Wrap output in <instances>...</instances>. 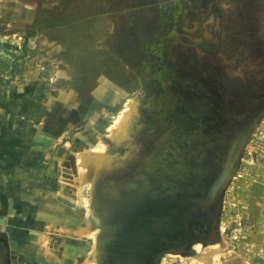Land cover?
Segmentation results:
<instances>
[{
  "label": "rangeland",
  "instance_id": "1",
  "mask_svg": "<svg viewBox=\"0 0 264 264\" xmlns=\"http://www.w3.org/2000/svg\"><path fill=\"white\" fill-rule=\"evenodd\" d=\"M209 42L226 70L210 63ZM254 49L264 52V0H0V76L23 86L21 104L0 106V123L8 140L22 131L24 158L26 134L38 135V183H51L38 196L25 191L35 198L24 208L45 215L36 226L35 263L102 264L93 213L98 168L90 165L131 160L155 118L169 124L164 85L176 90L181 75L184 91L209 95L188 77L199 71L247 107L264 104V65L258 72L254 62L246 65ZM115 168L99 173L118 177ZM211 232L214 241L166 254L160 264H264V116ZM5 247L1 242V261Z\"/></svg>",
  "mask_w": 264,
  "mask_h": 264
},
{
  "label": "water",
  "instance_id": "2",
  "mask_svg": "<svg viewBox=\"0 0 264 264\" xmlns=\"http://www.w3.org/2000/svg\"><path fill=\"white\" fill-rule=\"evenodd\" d=\"M206 49L210 63L228 68L210 42ZM252 55L246 65L251 69L254 62L258 72L264 52L254 49ZM188 77L204 84L209 95L184 91L187 75L179 77L176 90L165 84L162 109L169 124L155 118L142 131L144 140L131 160L110 166L92 163V169L90 165L91 171L98 168L92 178L93 213L102 230V264H160L166 254L185 253L192 244L213 239L221 200L264 116V104L254 101L253 108L247 107L227 95L222 83L206 80L199 71ZM116 166L122 170L120 177L108 179L99 173Z\"/></svg>",
  "mask_w": 264,
  "mask_h": 264
},
{
  "label": "crops",
  "instance_id": "3",
  "mask_svg": "<svg viewBox=\"0 0 264 264\" xmlns=\"http://www.w3.org/2000/svg\"><path fill=\"white\" fill-rule=\"evenodd\" d=\"M12 63H10L7 73L13 74L15 64ZM22 88L23 86L16 79L8 80L5 76H0V106L21 104L22 92L20 89ZM4 126L5 123H0V241L3 245L8 244V247H5L7 249L6 259L5 261L0 260V264H19L20 259L30 264H36L35 262H40L36 259L39 257L34 255L37 249L36 244H34L37 236L36 230L38 231L37 227L41 224L38 217L44 218L45 215H38L39 211L34 208H24V201H33L34 197L25 194V191L27 188L36 189L35 196H38L39 187L44 186L45 188L44 184L50 185L51 183L50 180L49 183H43L42 186H39L38 183L40 167V148L37 146L38 135H34L32 130H30L29 135L26 134L30 146H27L28 155L24 158L22 150H20L22 131L17 132L15 130V134L8 140L7 137L10 135L7 134ZM71 251L74 253L76 250L74 247H70L69 252ZM44 256L46 262H54L51 255L45 253Z\"/></svg>",
  "mask_w": 264,
  "mask_h": 264
},
{
  "label": "bare ground",
  "instance_id": "4",
  "mask_svg": "<svg viewBox=\"0 0 264 264\" xmlns=\"http://www.w3.org/2000/svg\"><path fill=\"white\" fill-rule=\"evenodd\" d=\"M122 127H123V126H122ZM90 160H91V159H90ZM94 162H95V164H96V161H94ZM97 164H98V162H97ZM97 164H96V165H97ZM114 168H115V167H114ZM96 169H97V168H96ZM96 169H95V170H96ZM115 169H118V168H115ZM119 169H120V168H119ZM119 169H118V170H119ZM110 170H111V169H110ZM110 170H109V171H110ZM112 170H113V169H112ZM112 170H111V171H112ZM89 171H90V170H89ZM100 171H101V170H100ZM103 171H104V170H102V173H104ZM114 171H115V170H114ZM105 172H106V171H105ZM112 172H113V171H112ZM119 172H120V171H119ZM106 173H107V172H106ZM106 173H105V174H106ZM91 174H92V173H91ZM111 174H112V173H111ZM102 175H103V174H102ZM102 175H101V176H102ZM109 175H110V174H108V176H109ZM94 176H95V175H94ZM105 176H107V175H105ZM116 176H117V175H116ZM116 176H115V177H116ZM118 177H120V176H118ZM107 178H108V177H107ZM90 214H91V213H90ZM95 238H96V237H95ZM96 240H97V239H96ZM198 247H199V245H198ZM198 247H196V249H197ZM199 248H200V247H199Z\"/></svg>",
  "mask_w": 264,
  "mask_h": 264
},
{
  "label": "flooded vegetation",
  "instance_id": "5",
  "mask_svg": "<svg viewBox=\"0 0 264 264\" xmlns=\"http://www.w3.org/2000/svg\"><path fill=\"white\" fill-rule=\"evenodd\" d=\"M201 4H202V2H201Z\"/></svg>",
  "mask_w": 264,
  "mask_h": 264
}]
</instances>
